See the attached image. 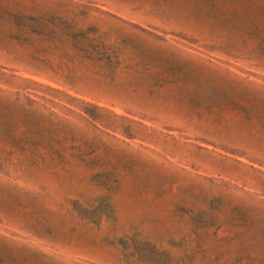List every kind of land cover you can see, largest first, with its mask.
I'll list each match as a JSON object with an SVG mask.
<instances>
[{
	"label": "rangeland",
	"instance_id": "obj_1",
	"mask_svg": "<svg viewBox=\"0 0 264 264\" xmlns=\"http://www.w3.org/2000/svg\"><path fill=\"white\" fill-rule=\"evenodd\" d=\"M0 264H264V0H0Z\"/></svg>",
	"mask_w": 264,
	"mask_h": 264
}]
</instances>
